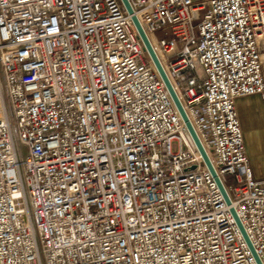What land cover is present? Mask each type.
I'll list each match as a JSON object with an SVG mask.
<instances>
[{
  "label": "built area",
  "instance_id": "1",
  "mask_svg": "<svg viewBox=\"0 0 264 264\" xmlns=\"http://www.w3.org/2000/svg\"><path fill=\"white\" fill-rule=\"evenodd\" d=\"M127 2L229 204L121 0H0V264H264V0Z\"/></svg>",
  "mask_w": 264,
  "mask_h": 264
},
{
  "label": "crops",
  "instance_id": "2",
  "mask_svg": "<svg viewBox=\"0 0 264 264\" xmlns=\"http://www.w3.org/2000/svg\"><path fill=\"white\" fill-rule=\"evenodd\" d=\"M261 74L264 79V64ZM235 109L252 174L264 180V160H260L264 156V99L257 95L237 99Z\"/></svg>",
  "mask_w": 264,
  "mask_h": 264
},
{
  "label": "water",
  "instance_id": "3",
  "mask_svg": "<svg viewBox=\"0 0 264 264\" xmlns=\"http://www.w3.org/2000/svg\"><path fill=\"white\" fill-rule=\"evenodd\" d=\"M121 2L123 3L127 13L131 15V20H132L134 26L136 27V30H137V32H138V34H139V36H140V38H141V40H142V42L144 44V47H145L146 51L148 52L149 56L151 57V60H152V62L154 64V66H155L160 78L162 79V81H163V83H164V85H165V87H166V89H167V91H168V93H169V95H170V97H171V99H172V101H173V103H174V105H175V107H176L181 119L183 120V122H184L186 128L188 129L192 139L194 140L195 145H196L199 153L201 154V156H202V158H203V160H204L209 172L211 173L214 181L216 182L221 194L223 195V198H224L225 202L227 204H229L227 195H226V193H225V191H224V189H223L218 177L216 176V174H215V172H214V170H213V168H212L207 156L205 155V152L203 151V149H202V147H201V145H200V143H199V141L197 139V136L195 135V132L193 131V129L191 127V124L188 121V118H187V116H186V114H185V112L183 110V107H182L177 95L173 91L172 86H171L168 78L166 77V75H165V73H164V71H163V69H162V67H161L156 55L154 54L147 37L145 36L143 31L141 30V28H140V26H139V24L137 22V19L132 15V10H131L127 0H121ZM231 213H232V215H233V217H234V219H235V221H236L241 233L243 234V236H244V238H245V240H246V242H247V244L249 246V249H250V251H251L256 263L257 264H261L259 262L257 256L255 255L253 249L251 248V246H250V244H249V242H248V240H247V238H246V236L244 234V231H243V229H242V227H241V225H240V223H239V221H238V219H237V217H236V215H235V213H234V211L232 209H231Z\"/></svg>",
  "mask_w": 264,
  "mask_h": 264
},
{
  "label": "rangeland",
  "instance_id": "4",
  "mask_svg": "<svg viewBox=\"0 0 264 264\" xmlns=\"http://www.w3.org/2000/svg\"><path fill=\"white\" fill-rule=\"evenodd\" d=\"M162 34H163L162 31H159V32L153 33L150 37L153 40H159V38L162 37ZM174 147L175 146H173V148ZM260 160H264V156H260ZM227 181H228L229 184H231L232 183V178L231 177H227Z\"/></svg>",
  "mask_w": 264,
  "mask_h": 264
}]
</instances>
